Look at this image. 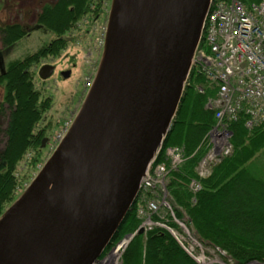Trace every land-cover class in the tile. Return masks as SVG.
Here are the masks:
<instances>
[{
    "label": "water",
    "instance_id": "1",
    "mask_svg": "<svg viewBox=\"0 0 264 264\" xmlns=\"http://www.w3.org/2000/svg\"><path fill=\"white\" fill-rule=\"evenodd\" d=\"M210 3L111 0L91 88L44 167L0 217V264L99 262L170 130ZM52 73L46 64L37 75Z\"/></svg>",
    "mask_w": 264,
    "mask_h": 264
},
{
    "label": "trees",
    "instance_id": "2",
    "mask_svg": "<svg viewBox=\"0 0 264 264\" xmlns=\"http://www.w3.org/2000/svg\"><path fill=\"white\" fill-rule=\"evenodd\" d=\"M104 15V0H54L38 6L34 29L20 23H0V58L3 50L23 40L32 30L41 29L54 36L34 53L2 64L0 217L20 196L16 195L22 185L20 180L27 181L29 172L39 165L41 142L52 128L50 121L43 124L52 102L35 88L32 68L45 59L60 57L74 43L69 33L77 30L80 22L98 23ZM197 85L205 86V80L192 74L156 158L157 163H165L167 148H178L185 157L183 164L169 174L168 196L177 208L176 216L182 218L180 210L184 213L201 244L219 254L225 253L236 264L264 262V123L247 129L244 119L230 121L231 153L212 168L207 178H199L196 168L207 153L204 138L215 124L214 111L205 106L215 92L205 87L201 94ZM22 161L27 174L19 177L17 167ZM193 182L200 188L195 192L191 189ZM146 198L147 195L140 196L133 204L105 251L134 234L140 225L137 209L145 206ZM120 261V264H197L163 229L134 235Z\"/></svg>",
    "mask_w": 264,
    "mask_h": 264
},
{
    "label": "built area",
    "instance_id": "3",
    "mask_svg": "<svg viewBox=\"0 0 264 264\" xmlns=\"http://www.w3.org/2000/svg\"><path fill=\"white\" fill-rule=\"evenodd\" d=\"M254 1L212 0L191 60L185 85L189 86V78L197 74L206 85H197L196 90L202 94L206 87L215 92L206 104L214 111L215 125L204 138L207 153L196 168L199 178H207L212 168L231 153L230 121L244 119L247 129L264 123V0ZM63 133L64 129L56 135V142ZM164 156L169 168L154 159L139 187L141 197L160 188L162 199L146 201L138 209L139 218L169 207L164 184L169 171L180 166L184 158L178 148L166 149ZM191 189L195 192L199 185L193 182ZM147 220L141 226L148 231L153 225Z\"/></svg>",
    "mask_w": 264,
    "mask_h": 264
},
{
    "label": "rangeland",
    "instance_id": "4",
    "mask_svg": "<svg viewBox=\"0 0 264 264\" xmlns=\"http://www.w3.org/2000/svg\"><path fill=\"white\" fill-rule=\"evenodd\" d=\"M52 1L54 0H3V3H0V23H20L29 29H34V13L37 11L38 6ZM110 3V0H106L105 15L98 23H88L87 21L88 25H85L86 21L84 20V23L80 22L78 24L77 30L69 33V38H72L74 43L72 42L60 57L45 59L32 68L35 88L43 97H49L51 99V110L46 115L43 124H47L50 121L52 128L46 134L48 142L47 146L41 152L39 165H37L35 170L29 172L30 175L28 174L29 179L27 181L20 178L22 185L16 195H20V191L25 190L44 167L55 150L56 135L63 128L73 123L83 103L87 92L85 90V84H87L90 78L95 76L101 58L102 34L106 27ZM53 37L41 29L30 31L23 40L11 48L2 51V64L21 59L27 54L34 53L42 45L49 43ZM46 64L53 67V73L50 78L41 80L37 73L39 68ZM64 72H68L69 76L66 78L62 77ZM182 157L185 159L183 154ZM165 163L169 168L167 160H165ZM17 171L19 177L24 176L25 173L27 174L23 161L19 163ZM172 171L174 170L169 171L167 179H169V174ZM167 182L164 184V190L167 193L165 200L168 202V209L162 208L164 210H159L157 213L148 214L144 218H139L140 225L148 217L147 222L152 223V228L163 229L168 232L178 246L197 264H236V262L225 257V253L219 254L213 248L201 244L193 234L192 229L188 225V219L181 210L182 218L176 216L175 210L177 208L168 196L166 189ZM161 199L160 188L148 192V200L158 201ZM142 219L145 220L143 221ZM130 237H133V235L125 236L112 248L105 251V254L96 264H103L118 246L128 244ZM126 246L120 249L116 264L121 263V254ZM246 264H264V262H249Z\"/></svg>",
    "mask_w": 264,
    "mask_h": 264
},
{
    "label": "bare ground",
    "instance_id": "5",
    "mask_svg": "<svg viewBox=\"0 0 264 264\" xmlns=\"http://www.w3.org/2000/svg\"><path fill=\"white\" fill-rule=\"evenodd\" d=\"M121 248L122 246H118L103 264H116Z\"/></svg>",
    "mask_w": 264,
    "mask_h": 264
},
{
    "label": "flooded vegetation",
    "instance_id": "6",
    "mask_svg": "<svg viewBox=\"0 0 264 264\" xmlns=\"http://www.w3.org/2000/svg\"><path fill=\"white\" fill-rule=\"evenodd\" d=\"M45 139H46V141H45L44 144H43L44 147L46 146V144H47V142H48V138L46 137Z\"/></svg>",
    "mask_w": 264,
    "mask_h": 264
}]
</instances>
